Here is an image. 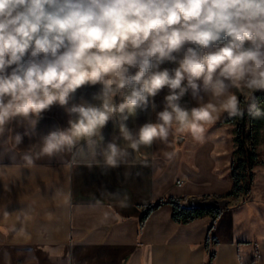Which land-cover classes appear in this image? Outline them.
<instances>
[{"label":"clouds","instance_id":"clouds-1","mask_svg":"<svg viewBox=\"0 0 264 264\" xmlns=\"http://www.w3.org/2000/svg\"><path fill=\"white\" fill-rule=\"evenodd\" d=\"M165 63L175 66L161 69ZM86 86H98L99 103H72ZM165 89L155 120L130 130L127 121L155 111ZM234 89L247 94L250 116L264 115L254 96L264 91V0H0V139L19 156L17 167L81 143L95 155L115 119L123 144L103 148L106 168L129 150L170 145L177 132L201 140L220 114L244 115ZM186 95L196 106L181 104ZM54 106L67 126L19 150ZM17 120L27 122L23 135L11 134Z\"/></svg>","mask_w":264,"mask_h":264},{"label":"crops","instance_id":"crops-1","mask_svg":"<svg viewBox=\"0 0 264 264\" xmlns=\"http://www.w3.org/2000/svg\"><path fill=\"white\" fill-rule=\"evenodd\" d=\"M97 90L79 89L71 102L83 98L98 104L92 100ZM166 94L167 89L155 97V111L149 107L130 118V130L154 121ZM181 104L190 108L196 101L186 95ZM225 116L205 124L201 140L177 132L170 145L129 150L116 168L103 166L102 150L108 142L123 144L118 119L103 129L104 144L95 155L81 143L71 152L37 160L31 169L17 167L19 156L6 151L0 139V264H264V115L247 124L246 145L258 164L249 172L250 195L238 199L222 198L232 191L238 158L236 126L219 124ZM68 119L61 107H52L19 150L66 127ZM9 127L12 135H23L28 125L17 120ZM170 198L186 205L203 199L229 205L216 223L207 217L179 225Z\"/></svg>","mask_w":264,"mask_h":264},{"label":"trees","instance_id":"trees-1","mask_svg":"<svg viewBox=\"0 0 264 264\" xmlns=\"http://www.w3.org/2000/svg\"><path fill=\"white\" fill-rule=\"evenodd\" d=\"M254 96L258 107L264 104V91L255 92ZM240 102V106L244 110V115L242 117L232 118L227 115L219 121L221 125H234L237 128L236 143L238 146V158L232 165V191L227 196L222 197L225 199H238L241 196L250 195L252 188L249 172L258 164L257 156L246 145L247 124L252 118L247 111L250 101L248 100L245 102L243 98H240ZM167 203L172 205L173 220L179 225H186L195 220L207 217H211L214 223H216L225 211V208L222 207L189 206L184 204L182 199L170 198L167 200ZM152 210L153 208L147 209L143 216V221Z\"/></svg>","mask_w":264,"mask_h":264},{"label":"water","instance_id":"water-1","mask_svg":"<svg viewBox=\"0 0 264 264\" xmlns=\"http://www.w3.org/2000/svg\"><path fill=\"white\" fill-rule=\"evenodd\" d=\"M229 204L227 201H222L218 199H203L197 204H191L189 206H207V207H222L225 208Z\"/></svg>","mask_w":264,"mask_h":264},{"label":"rangeland","instance_id":"rangeland-1","mask_svg":"<svg viewBox=\"0 0 264 264\" xmlns=\"http://www.w3.org/2000/svg\"><path fill=\"white\" fill-rule=\"evenodd\" d=\"M243 99H244L245 102H246L247 100H249L247 94H244V93H243Z\"/></svg>","mask_w":264,"mask_h":264}]
</instances>
